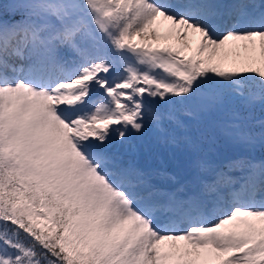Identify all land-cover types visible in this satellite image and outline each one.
Returning a JSON list of instances; mask_svg holds the SVG:
<instances>
[{
	"label": "snow or ice",
	"instance_id": "6c2138e0",
	"mask_svg": "<svg viewBox=\"0 0 264 264\" xmlns=\"http://www.w3.org/2000/svg\"><path fill=\"white\" fill-rule=\"evenodd\" d=\"M0 264H264V0H0Z\"/></svg>",
	"mask_w": 264,
	"mask_h": 264
},
{
	"label": "rangeland",
	"instance_id": "374dc122",
	"mask_svg": "<svg viewBox=\"0 0 264 264\" xmlns=\"http://www.w3.org/2000/svg\"><path fill=\"white\" fill-rule=\"evenodd\" d=\"M161 30L163 31V27H162ZM190 42L192 44V47L195 48V46H196V38H194V37L193 38H190ZM256 155L257 156H260L261 155V152L259 150H257Z\"/></svg>",
	"mask_w": 264,
	"mask_h": 264
}]
</instances>
